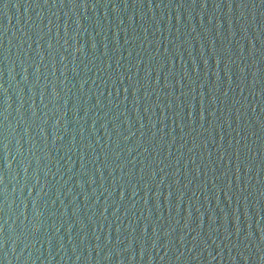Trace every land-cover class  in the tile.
<instances>
[{
    "label": "water",
    "instance_id": "obj_1",
    "mask_svg": "<svg viewBox=\"0 0 264 264\" xmlns=\"http://www.w3.org/2000/svg\"><path fill=\"white\" fill-rule=\"evenodd\" d=\"M0 264H264L251 0H0Z\"/></svg>",
    "mask_w": 264,
    "mask_h": 264
}]
</instances>
